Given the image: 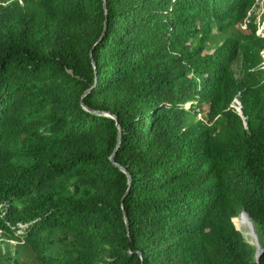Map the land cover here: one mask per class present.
I'll list each match as a JSON object with an SVG mask.
<instances>
[{"label":"trees","instance_id":"16d2710c","mask_svg":"<svg viewBox=\"0 0 264 264\" xmlns=\"http://www.w3.org/2000/svg\"><path fill=\"white\" fill-rule=\"evenodd\" d=\"M255 5L0 0V230L16 242L11 264H264ZM239 208L258 262L233 222Z\"/></svg>","mask_w":264,"mask_h":264},{"label":"rangeland","instance_id":"374dc122","mask_svg":"<svg viewBox=\"0 0 264 264\" xmlns=\"http://www.w3.org/2000/svg\"><path fill=\"white\" fill-rule=\"evenodd\" d=\"M257 4L253 6L250 10V13L252 16H254V19L256 21V24H258V28L263 27L262 31L264 32V0H257ZM242 29L243 25H241ZM219 43H212L211 46H209V49L206 51L207 53L212 51L214 47H216ZM264 67V62H263ZM232 69L234 71V74L236 77H240V58L238 57L233 65ZM233 108L239 112V101L237 98H235L232 102ZM202 114H198V118H201ZM244 120V117L241 116ZM243 127H245V123L243 122ZM246 215H245V214ZM241 221V224L239 223ZM233 222L237 229L241 232L244 240L247 242L248 250H247V258L249 261L256 260V251H257V244L256 242H259L257 232L255 229V225L251 221L249 215L241 208H239L233 217ZM255 229H253V226ZM256 233V235H255ZM16 244L15 241L8 239L7 236L1 232L0 230V264H11L12 258L14 257V245ZM260 245V244H259Z\"/></svg>","mask_w":264,"mask_h":264},{"label":"built area","instance_id":"2783aa9c","mask_svg":"<svg viewBox=\"0 0 264 264\" xmlns=\"http://www.w3.org/2000/svg\"><path fill=\"white\" fill-rule=\"evenodd\" d=\"M256 2H257V0H256ZM256 4H257V3H256ZM249 13H250V11H249ZM248 21H249L248 18L245 19V22L242 24V25H243V28H246V22H248ZM255 23H256V21H255ZM257 26H258V24H257ZM262 29H263V27H260V28L257 27V31H256V33H257L258 35L264 36V32L262 31ZM262 56L264 57V50H262ZM263 62H264V61H263Z\"/></svg>","mask_w":264,"mask_h":264},{"label":"water","instance_id":"95a60500","mask_svg":"<svg viewBox=\"0 0 264 264\" xmlns=\"http://www.w3.org/2000/svg\"><path fill=\"white\" fill-rule=\"evenodd\" d=\"M110 159L113 161L114 160V156L113 154L111 155ZM125 221H126V224H127V220H126V217H125ZM257 244V251H256V262H258V259L262 253L263 250L260 249V245H259V242H256Z\"/></svg>","mask_w":264,"mask_h":264},{"label":"bare ground","instance_id":"6f19581e","mask_svg":"<svg viewBox=\"0 0 264 264\" xmlns=\"http://www.w3.org/2000/svg\"><path fill=\"white\" fill-rule=\"evenodd\" d=\"M245 214V213H244ZM246 215V214H245Z\"/></svg>","mask_w":264,"mask_h":264}]
</instances>
